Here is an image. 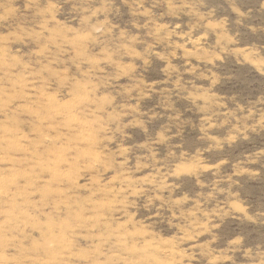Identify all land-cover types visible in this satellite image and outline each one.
Returning <instances> with one entry per match:
<instances>
[{
  "label": "rangeland",
  "instance_id": "obj_1",
  "mask_svg": "<svg viewBox=\"0 0 264 264\" xmlns=\"http://www.w3.org/2000/svg\"><path fill=\"white\" fill-rule=\"evenodd\" d=\"M0 264H264V0H0Z\"/></svg>",
  "mask_w": 264,
  "mask_h": 264
}]
</instances>
